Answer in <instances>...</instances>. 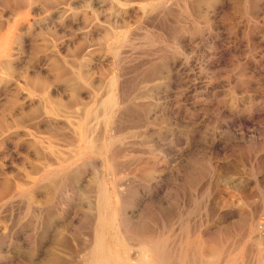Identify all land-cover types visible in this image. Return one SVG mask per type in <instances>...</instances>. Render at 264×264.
Listing matches in <instances>:
<instances>
[{
	"label": "rangeland",
	"instance_id": "1",
	"mask_svg": "<svg viewBox=\"0 0 264 264\" xmlns=\"http://www.w3.org/2000/svg\"><path fill=\"white\" fill-rule=\"evenodd\" d=\"M0 38V264H84L100 217L264 264V0H0Z\"/></svg>",
	"mask_w": 264,
	"mask_h": 264
},
{
	"label": "bare ground",
	"instance_id": "2",
	"mask_svg": "<svg viewBox=\"0 0 264 264\" xmlns=\"http://www.w3.org/2000/svg\"><path fill=\"white\" fill-rule=\"evenodd\" d=\"M153 4V3H152ZM9 33V32H8ZM1 39V38H0ZM4 48V47H3ZM5 50V49H4ZM3 50V51H4ZM0 51H1V47H0ZM3 53V52H2ZM148 76V75H147ZM108 93L109 92H107V95H108ZM110 96H112L111 94H110ZM110 96H108V98L110 97ZM105 98H106V96H105ZM107 98V100H109ZM111 99H113V98H111ZM105 100V99H104ZM107 100L105 101V102H107ZM112 101V100H111ZM104 102V101H103ZM102 102V103H103ZM104 102V103H105ZM103 103V105H105ZM108 103L109 102H107V104L105 105V106H107L108 105ZM110 104V103H109ZM53 107V106H52ZM83 109V108H82ZM76 111V110H75ZM68 112V111H67ZM74 113V112H73ZM74 123V122H73ZM75 124V123H74ZM91 129V128H90ZM76 134V133H75ZM78 134V133H77ZM95 135V134H94ZM63 138V137H62ZM99 140V139H98ZM87 141V140H86ZM72 142V141H71ZM72 150V149H71ZM75 153V152H74ZM68 154V153H67ZM71 155V154H70ZM69 155V156H70ZM69 158V157H68ZM97 183V182H96ZM96 190H97V198H98V201H99V205H100V208L101 207H104L106 204H107V192H106V189H105V187L102 185V183L101 182H99L98 181V183L96 184ZM76 192V191H75ZM50 196V195H49ZM48 196V197H49ZM39 205V204H38ZM37 205V206H38ZM216 209V208H215ZM99 212V211H98ZM101 212V211H100ZM100 214V213H99ZM48 216V215H47ZM96 216V215H95ZM98 217H100V216H98ZM113 217V216H112ZM114 218V217H113ZM112 218V220H111V222H109L110 223V225L112 226V227H115V226H117V225H115V224H117L115 221V219L116 218H114L113 219ZM111 219V218H110ZM104 219L103 218H99L98 219V221H97V226L98 227H96V230H95V232H94V237H93V242L92 243H90L91 244V246L90 247H88L84 252H85V263L84 264H176L175 262H174V260L175 259H171L170 261L167 259V258H169V257H167L166 258V256H164V252L163 251H161L160 250V246H159V243H155L154 244V239L153 238H149V237H147L146 235V237H145V239H143V240H141V243H140V245H139V249L138 250H136V252H135V254L132 256V254H130V255H128V257L130 258V259H133L136 263H132V262H130V260H129V258H123L120 254H119V252L117 251V250H112V249H108V248H106V246H105V239H104V235H103V233L102 232H100V226L103 224V221ZM129 223V222H128ZM137 223V222H136ZM141 224H142V222H141ZM118 226H119V224H118ZM120 226H121V224H120ZM123 227H124V225H122ZM116 228V227H115ZM127 229V228H126ZM135 230V229H134ZM116 232H117V229L115 230ZM151 231V230H150ZM150 231H147V232H150ZM119 232V231H118ZM129 232V231H128ZM136 232V231H135ZM146 232V233H147ZM138 233V232H137ZM152 233H154V232H152ZM117 234V233H116ZM151 234V233H150ZM168 234H169V232H168ZM182 234V233H181ZM128 235V234H127ZM116 236V235H115ZM152 236V235H151ZM182 236V235H181ZM160 237V236H159ZM191 237V236H190ZM92 238V237H91ZM129 238V237H128ZM131 238V237H130ZM129 238V240H131ZM142 238H143V236H142ZM189 239V238H188ZM187 239V240H188ZM195 239V238H194ZM115 240H117V237H115ZM157 240V239H156ZM170 240V239H169ZM231 240V239H230ZM163 241H164V239H163ZM168 241V240H167ZM130 242H132V240L130 241ZM183 242V241H182ZM139 243V242H138ZM78 244V243H77ZM167 244V243H166ZM187 244H189V245H191V247H193L194 248V250H196L197 252H199V253H201V255H203L204 253L205 254H207L206 252H203V249H201V248H199L198 247V243L196 242V240H188L187 241ZM164 245V244H163ZM250 246V245H249ZM138 247V246H137ZM187 247H188V245H187ZM190 247V248H191ZM237 247V246H236ZM163 248H165V247H163ZM81 249H83V248H81ZM133 249V248H132ZM241 249V248H240ZM165 250V249H164ZM167 251V250H166ZM171 251V250H170ZM170 251H169V253H170ZM181 251V250H180ZM184 251V250H183ZM196 252V253H197ZM225 252V251H224ZM132 253V252H131ZM177 253V252H176ZM190 253V252H189ZM193 253V252H192ZM191 253V254H192ZM195 253V254H196ZM147 254H151V257L152 258H148V256H146ZM175 254V253H174ZM218 254V253H217ZM75 255V254H74ZM166 255H167V253H166ZM213 255V254H212ZM125 256V255H124ZM196 256H198V254L196 255ZM206 256V255H205ZM245 256H247V255H245ZM83 257V258H84ZM188 257V256H187ZM195 257V256H194ZM202 257V256H201ZM212 257V256H211ZM193 258V257H192ZM192 258H190L191 260H193ZM206 258V257H205ZM190 259H188V260H190ZM195 259V258H194ZM181 260V259H180ZM190 260V261H191ZM197 260H199L198 258H197ZM197 260H193V261H195V263H196V261ZM200 260H202V259H200ZM223 260V259H222ZM171 261H173V262H171ZM189 261V262H190ZM205 261H207V260H205ZM198 262V261H197ZM208 262V263H207ZM206 262V264H210V262L209 261H207ZM83 263V262H82ZM192 264H193V262H191ZM190 263V264H191ZM201 263L203 264V262L201 261ZM178 264H185L184 263V261H183V263H182V260H181V262L179 263L178 262ZM189 264V263H188ZM198 264V263H197ZM230 264V263H229Z\"/></svg>",
	"mask_w": 264,
	"mask_h": 264
}]
</instances>
